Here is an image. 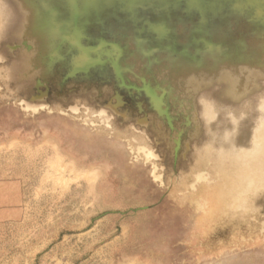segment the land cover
I'll return each mask as SVG.
<instances>
[{
	"label": "rangeland",
	"instance_id": "1",
	"mask_svg": "<svg viewBox=\"0 0 264 264\" xmlns=\"http://www.w3.org/2000/svg\"><path fill=\"white\" fill-rule=\"evenodd\" d=\"M46 4L0 0V264H264V57L210 75L162 60L146 76L140 54L128 77L158 108L86 78L107 56ZM217 6L211 40L219 14L249 48L248 17ZM89 30L133 58L131 31Z\"/></svg>",
	"mask_w": 264,
	"mask_h": 264
},
{
	"label": "flooded vegetation",
	"instance_id": "2",
	"mask_svg": "<svg viewBox=\"0 0 264 264\" xmlns=\"http://www.w3.org/2000/svg\"><path fill=\"white\" fill-rule=\"evenodd\" d=\"M45 1L48 2V6L46 4L47 8L45 6L47 14L52 13L54 10V5L57 4L56 17H65L68 19L69 26L74 24V18L78 21V28H80L81 25L79 23H83L79 29L82 32L81 40L82 42H87L89 39L90 42V44H86L84 42V47L90 48V50H95L96 52H100V56L105 54L109 58L106 59L107 57L104 55L106 58H101L103 61L101 65H91L93 67L89 69L86 78L95 74L96 79L100 80V82L104 84H106V82L111 79L110 81L113 80V84L119 86L118 88H131L132 91L136 90L140 94L145 91L144 94L148 93L147 95L149 98L154 99V105H158V108H160L162 105V98L161 96H158V92L154 90L152 84L148 83L143 77H141L143 86H138L129 79L128 74L134 65L133 59L139 57L140 54L146 58L141 60L143 62L142 64L145 63V68L142 71L146 76H148L149 73L152 76L156 75L155 70L153 71V69H156L154 68V65L157 61L155 56L157 53L162 51L166 55L169 54L167 56L174 59L178 58L177 56H180L185 59H190L191 63L192 60H195L196 66L200 73V69L203 66L202 57L204 54V49L207 48L206 45L208 43L211 44L212 42L211 37L209 35L205 36L202 31L204 21H209L208 17L201 14L200 12L190 13L187 19H184L189 23V26L187 25L188 23L186 24L188 27V32L185 35H182L184 38L183 44L177 46L175 45L178 41L177 37L175 39L173 37L171 39L168 38V25L170 26L174 24V22L170 24L169 19H164L161 13H152L153 10L150 12L148 10L149 7L147 8L144 6L152 4V2L137 3L131 6L129 2L118 1L115 3H110L108 7L100 6L96 9H91L88 5H91L92 1L88 0ZM49 4L52 6L49 7ZM49 20L51 21V16L49 17ZM51 25H53V23ZM103 26H106V33L111 32L113 35L116 34V39H126V36L119 32L120 29L132 32L133 49L131 50V56L133 58L127 59L126 55L124 56V48L117 42H109L105 37L97 38V43L94 45L91 44L90 38L93 39V36L90 35L89 28L97 27V29H100ZM154 28H162L166 31H163V35L161 34L160 37L159 34H156L154 31ZM111 30H113V32ZM116 31L117 33L114 34ZM170 36L171 35H169V37ZM65 48V45L61 46V50H64ZM76 49V47H72V50L75 51ZM111 52L115 54V57L113 56L114 58L111 57ZM89 53L91 54V52ZM95 56L96 55H94L93 58H96ZM168 117V119L171 120L169 113Z\"/></svg>",
	"mask_w": 264,
	"mask_h": 264
},
{
	"label": "water",
	"instance_id": "3",
	"mask_svg": "<svg viewBox=\"0 0 264 264\" xmlns=\"http://www.w3.org/2000/svg\"><path fill=\"white\" fill-rule=\"evenodd\" d=\"M92 4L88 5L91 9H96L98 7H108L110 3H115L118 1H126L129 2L131 6L137 3H145V2H152L153 4L144 5L145 7H148L151 5V9L153 10L152 13H161L162 17L164 19H171L170 24L174 22H177V24H182L187 29V21H185L190 15V13L194 12H200L201 14L208 17V14L215 13L218 9L219 5L220 7H223L224 5H227L230 10V13H237L238 14L247 16L248 17V25L250 28H253L254 30V39L253 43L249 48H244L242 42L243 41H236V39H233V34H228L229 31H225L224 26L228 24V20L225 18H219V14L216 15L215 18V24H218V30L216 29V32L214 35H212V39L215 38V43L211 42V44H207V48L204 49V54L202 57V64L203 66L200 69V73L202 75H210L212 71H209L210 65H213L212 67L218 68V71L221 70L226 71L227 68L233 66V68H237L239 66L244 65L245 63L249 62L254 65H257L255 69H260V66L257 62L256 57L261 55L264 57V0H210L208 4H206V0H91ZM206 1V2H205ZM106 4V5H105ZM175 4V5H173ZM46 6V5H45ZM143 6V5H142ZM173 11H176V18L174 20ZM167 17V18H166ZM185 19V20H184ZM209 20V19H208ZM217 20V21H216ZM209 23L211 24V20L204 21L203 26V34L205 36H208L209 34ZM172 24V26L174 25ZM224 25V26H222ZM171 26V25H170ZM184 27L181 29L185 32L186 29ZM157 29V28H156ZM154 31L156 34H159V36L162 34L163 31H166L165 29H160L159 32H157L154 28ZM210 36V35H209ZM161 37V36H160ZM211 37V36H210ZM226 42V46L224 44ZM246 49V50H245ZM261 50V51H260ZM160 58H157V61L155 63V68H157L158 63L161 64L162 60L164 61L162 66L164 64L170 63V61L174 62V58L169 57L165 54L163 51L158 53V56ZM178 58H175V62L179 61V58H182L185 60V58L177 56ZM247 58L251 61H247ZM188 63L190 59H187ZM186 61V60H185ZM191 63V62H190ZM97 64L95 61L92 62V65ZM191 66L193 69H198L195 63V60H192ZM164 70H159L160 73L163 75L165 74ZM168 76V75H167ZM169 77V76H168ZM213 77V76H212ZM215 79V77H213ZM179 85V84H178ZM177 86V85H176Z\"/></svg>",
	"mask_w": 264,
	"mask_h": 264
}]
</instances>
